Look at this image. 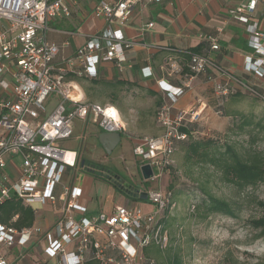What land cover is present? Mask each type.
<instances>
[{
	"label": "built area",
	"instance_id": "1",
	"mask_svg": "<svg viewBox=\"0 0 264 264\" xmlns=\"http://www.w3.org/2000/svg\"><path fill=\"white\" fill-rule=\"evenodd\" d=\"M165 1L170 0H99L92 12L102 19L103 28L87 37L67 61L68 67L76 64L90 78L97 76L100 63L111 62L120 73L131 69L126 52L137 43L126 38L122 29L136 8ZM76 2L0 0V206L16 199L33 214L31 225L22 228L0 221V264H23L25 251L39 243L41 255L48 261L34 264L50 261L52 264H141L144 249L155 247L164 253L177 244L178 237L173 240L157 220L164 209L172 206L168 193L144 190L146 202L154 207L150 213L139 206H116L111 212L89 214L79 203L81 188L73 179L79 170L78 152L64 150L57 142L72 137L75 119L91 120L105 133H121L124 127L114 107L77 100L74 87L60 75L63 71L56 72L53 66L59 48L48 39L49 23L69 18L71 4ZM260 2L241 1L228 10L225 22L251 15ZM153 27L148 22L140 31L146 33ZM246 31L248 46L264 58V35L257 31L256 25L248 26ZM204 39L212 51L219 49L217 36ZM185 55H189L188 50H170L163 60L164 72L168 77L180 78L179 86L155 81L163 94L154 116L161 134L142 138L132 149L139 159L138 168L148 165L153 181L171 171L176 142L187 138L180 130L200 120V105L173 112L178 98L201 75L213 83L215 97L230 93L229 73L220 70L224 80L215 82L206 74L207 57L191 55L186 63ZM246 62L250 72L264 78L261 68L264 61L247 57ZM185 68L190 76L183 78ZM140 73L143 78L153 76L149 67L141 68ZM51 95L58 103L47 116L44 104ZM216 114L222 116L220 111ZM68 174L70 180L65 182L64 176ZM45 208L51 211L52 221L44 227L37 221L39 212ZM40 218L45 222L44 217ZM16 219L17 216L13 217L11 222ZM4 249H15L12 262H8Z\"/></svg>",
	"mask_w": 264,
	"mask_h": 264
},
{
	"label": "crops",
	"instance_id": "2",
	"mask_svg": "<svg viewBox=\"0 0 264 264\" xmlns=\"http://www.w3.org/2000/svg\"><path fill=\"white\" fill-rule=\"evenodd\" d=\"M98 1L77 0L76 3L71 4L69 18L54 19L49 23L48 39L59 48L53 61L56 72H69L82 80L80 76L82 69L76 64L69 68L67 61L73 58L75 51L85 43L88 36L97 34L103 28L102 19L96 18L92 12ZM170 1L143 9L136 8L127 26L122 29L126 38L137 43L126 52V58L132 64L131 69H125L120 73L113 63H100L97 66V76L92 78L93 80L84 78L82 82H67L75 87L74 95L77 100L114 107L124 127V131L119 133L120 141L121 136H125L131 139L133 147L144 137H155L161 134V130L155 124L154 116L163 100V94L155 81L164 80L174 86H179L181 83L180 78L168 77L163 70V60L170 50H189L199 46L201 47L200 55L209 59L206 74L212 76L215 82L224 80L220 73L222 70L231 75L230 86L250 90L253 87L264 95V78L250 72L246 62L247 57H250L252 61L259 59L264 61L262 56L256 55L248 46L246 31L248 26L256 25L257 31L264 35V0H261L251 15H243L230 19L228 22L224 20L228 10L243 0ZM148 22H152L154 27L146 33H141L140 27ZM218 30L221 31L217 32ZM209 35L217 36L219 45L217 51H212L205 42L204 38ZM144 67L150 68L152 77H142L140 69ZM261 68L264 69V64ZM214 99L213 83L208 82L205 75H201L192 83L191 89L178 98L173 105V112L196 108L200 105V118H203V115L210 110ZM101 133L105 132L96 126L92 130L96 140ZM79 169L82 170L80 165ZM108 184H106L110 190L108 203L98 212L88 211L89 214L111 212L116 206H124L121 203H125L126 206H138L139 202L146 201L122 197L120 201L123 202L116 205L114 201L118 192ZM81 199L82 191L79 199L82 205ZM153 210L149 207L143 211L150 213ZM38 216L37 222L41 226L45 227L52 221L51 211L47 208L39 212ZM40 217H44L45 222ZM41 246L39 243L32 249L29 247L25 251L23 264L47 262L48 260L41 255ZM8 252H11L9 257ZM3 253L7 256L8 262H12L13 256L16 255L15 249L11 251L4 249Z\"/></svg>",
	"mask_w": 264,
	"mask_h": 264
},
{
	"label": "rangeland",
	"instance_id": "3",
	"mask_svg": "<svg viewBox=\"0 0 264 264\" xmlns=\"http://www.w3.org/2000/svg\"><path fill=\"white\" fill-rule=\"evenodd\" d=\"M241 87L242 100L235 105L244 114H250L253 122L264 112V95L251 87ZM228 107H234L228 102ZM58 101L54 95L47 98L44 106L47 116L53 111ZM224 111V110H223ZM233 124L224 113L216 114L214 102L203 118L194 124L193 138L195 140L214 141L219 145H231L237 151H264V138L253 127H244L245 132L231 131ZM95 125L90 121L75 119L73 135L70 139L57 142L58 147L77 151L79 160L86 162L101 160L111 171L122 175L131 184L140 183L145 191L160 190L164 192L167 178L173 184L172 192L174 206L168 211L166 223L168 233L174 237L179 231L181 240L178 245L169 248L164 253H153L156 264H170L169 259L177 256L181 264H264V241L254 239L249 221L264 216V183L254 188L237 193L219 179L218 174L207 166H193L184 160V154L176 150L173 156L174 168L164 174L161 180L142 182L137 172L139 159L133 155L131 139L121 136V141L110 155L104 157L99 149L96 137L92 134ZM71 174L64 176L69 182ZM77 181L82 191L81 203L90 212L102 210L108 203L109 188L105 181L87 172L85 168L76 172ZM148 182V183H147ZM106 183V184H105ZM109 185V184H108ZM200 185H205L208 191L220 199L228 201L235 209L236 217L212 214L203 217L201 206L203 200ZM121 193L115 195L114 203L123 199ZM262 203V204H261ZM125 205V203H121ZM143 210L154 209L148 202H139ZM105 210V209H104ZM139 264V263H138ZM144 264V263H141Z\"/></svg>",
	"mask_w": 264,
	"mask_h": 264
},
{
	"label": "trees",
	"instance_id": "4",
	"mask_svg": "<svg viewBox=\"0 0 264 264\" xmlns=\"http://www.w3.org/2000/svg\"><path fill=\"white\" fill-rule=\"evenodd\" d=\"M200 52L201 47L199 46L189 49V55H185L183 58L185 62L188 63L190 61L191 55H200ZM60 75L63 77L65 82H82L84 78H88L89 80L94 79L86 76L84 73H81L80 75L82 80L74 77L72 73L69 72H63ZM182 75L183 78L190 76L189 69L185 68L182 72ZM229 91L230 93L227 96L215 97L213 100L215 111L224 113L227 118L232 120L233 124L230 127L231 131H234L235 129L239 132H245L244 127H248L253 124V127L264 138V112L257 121L253 122V117L250 114H244L235 107V105H237L244 96L241 88L231 85L229 86ZM227 100H229L228 102L233 104L234 107H228L226 104ZM189 127L188 129L180 130V132L186 133L187 138L185 140L177 141L174 151V153L176 150L182 152L184 154L185 162L191 163L193 166L203 165L211 168L218 174L221 182L229 186L237 193H242L247 189L254 188L257 185L264 183V151L255 150L241 153L231 145H219L214 141L209 140H195L193 138L194 131L192 129V125ZM85 166L89 167L90 174L93 173L92 175L95 176L100 175L99 172L94 173L92 167H90L87 163ZM173 168L174 165L171 171ZM166 182L167 184L165 186L164 192L169 194L170 205L172 206L170 208L168 207L164 209L162 213L158 215L157 220L163 229L168 233L166 226L168 220V211L174 206L173 199L176 195L172 192V182H170L168 178ZM115 191L118 192L117 189H115ZM199 191L202 194L203 200L201 202V206L198 207V210L199 208L204 210V218L212 214L224 215L230 218L236 217L235 209L228 201L212 195L205 185H200ZM15 216H17L16 221L11 222V219ZM0 221L8 226L22 228L31 225L33 222V214L31 209L25 207L18 200L12 199L0 206ZM248 224L254 233V239L264 241V216L260 217L259 219H252ZM175 237H178L176 244L178 245L179 241L181 240L179 231L174 237H172L173 240H175ZM152 252L161 253L156 248L144 249V264H156L153 256L151 255ZM169 263L181 264L177 256L169 259Z\"/></svg>",
	"mask_w": 264,
	"mask_h": 264
},
{
	"label": "water",
	"instance_id": "5",
	"mask_svg": "<svg viewBox=\"0 0 264 264\" xmlns=\"http://www.w3.org/2000/svg\"><path fill=\"white\" fill-rule=\"evenodd\" d=\"M97 141H98V144L101 146V148L104 150L105 154L110 155L113 149L116 147V145H118L120 142V134L119 133H101L98 135ZM79 165L81 169L85 168L87 172H89V167L85 166L84 160H81ZM138 170L140 173L141 181L143 183L151 180L152 172L148 165L141 166L138 168ZM110 174H112V171L110 169L105 172V175H110ZM122 186L127 188L128 184L124 183ZM133 193H134L133 198H137L140 200H146L145 192H140L139 189H134Z\"/></svg>",
	"mask_w": 264,
	"mask_h": 264
},
{
	"label": "flooded vegetation",
	"instance_id": "6",
	"mask_svg": "<svg viewBox=\"0 0 264 264\" xmlns=\"http://www.w3.org/2000/svg\"><path fill=\"white\" fill-rule=\"evenodd\" d=\"M99 146V149L103 152L104 154V157H106V154L104 152V150L101 148V146L98 144ZM101 160L98 161V160H93L94 162L92 161H89V162H86L85 161V164L87 163L90 167H92L94 173H98L99 172V176L97 178L98 179H101L102 181H105L106 183H109L110 185H112L114 187V189H117L119 193H121V197H126L128 199H133V196H134V193H133V190L134 189H139L140 192H144V189L142 188V185L140 183L138 184H131L128 180H126L122 175H119L115 172L112 171V174L110 175H105V172L109 170V168L104 164V163H101ZM81 161V160H79ZM103 169V170H102ZM138 175H139V178H140V173L137 172ZM93 174V173H91ZM95 176V175H94ZM141 179V178H140ZM124 183H127L128 184V187L125 188L123 187L122 185Z\"/></svg>",
	"mask_w": 264,
	"mask_h": 264
},
{
	"label": "bare ground",
	"instance_id": "7",
	"mask_svg": "<svg viewBox=\"0 0 264 264\" xmlns=\"http://www.w3.org/2000/svg\"><path fill=\"white\" fill-rule=\"evenodd\" d=\"M74 89H75V87H74Z\"/></svg>",
	"mask_w": 264,
	"mask_h": 264
}]
</instances>
